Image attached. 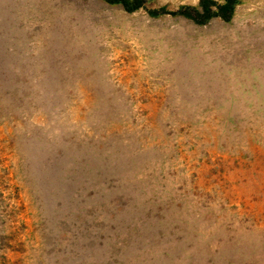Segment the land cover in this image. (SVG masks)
I'll return each instance as SVG.
<instances>
[{"label": "rangeland", "instance_id": "374dc122", "mask_svg": "<svg viewBox=\"0 0 264 264\" xmlns=\"http://www.w3.org/2000/svg\"><path fill=\"white\" fill-rule=\"evenodd\" d=\"M0 264H264V0H0Z\"/></svg>", "mask_w": 264, "mask_h": 264}]
</instances>
